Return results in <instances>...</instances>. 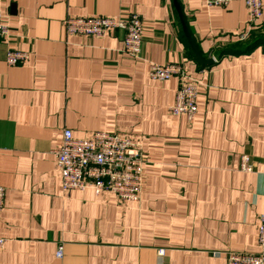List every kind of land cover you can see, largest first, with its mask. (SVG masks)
<instances>
[{
  "label": "crops",
  "instance_id": "crops-1",
  "mask_svg": "<svg viewBox=\"0 0 264 264\" xmlns=\"http://www.w3.org/2000/svg\"><path fill=\"white\" fill-rule=\"evenodd\" d=\"M262 1L251 23L245 0H0L9 27L0 37V264H228V251H258ZM175 2L211 64L194 54ZM133 12L142 23L136 60L120 30L98 38L64 26L67 17ZM8 50L28 57L10 66ZM152 63L180 64L201 82L192 120L170 113L179 79H152ZM64 129L78 139L96 131L132 139L145 159L139 198L120 203L110 192L64 191L54 154ZM244 154L251 172L239 168Z\"/></svg>",
  "mask_w": 264,
  "mask_h": 264
},
{
  "label": "built area",
  "instance_id": "built-area-1",
  "mask_svg": "<svg viewBox=\"0 0 264 264\" xmlns=\"http://www.w3.org/2000/svg\"><path fill=\"white\" fill-rule=\"evenodd\" d=\"M232 0H207L209 5L225 6ZM249 21L254 23L262 15V0H245ZM64 26L68 34H79L103 38L110 31L124 33V51L132 59H139L142 50V23L138 13H130L126 18L103 16L67 17ZM9 35V27L0 12V37ZM28 54L8 50L5 61L14 66L26 60ZM149 76L156 80H167L174 76L179 79L172 115H184L192 120L197 112V98L201 82L193 79L180 64L167 63L149 66ZM56 167L62 177L64 191L92 189L96 194L113 193L120 203L139 198L143 183L145 159L139 146L128 136L120 133L96 131L91 137L75 138L70 129H64L61 146L54 152ZM240 170L251 172L253 165L249 155L240 158ZM5 188L0 186V217L4 207ZM6 240L0 237V249ZM258 251H228V264H264V213L258 217ZM164 249L158 254L164 256ZM63 256V246L57 250V257Z\"/></svg>",
  "mask_w": 264,
  "mask_h": 264
},
{
  "label": "water",
  "instance_id": "water-1",
  "mask_svg": "<svg viewBox=\"0 0 264 264\" xmlns=\"http://www.w3.org/2000/svg\"><path fill=\"white\" fill-rule=\"evenodd\" d=\"M175 6H176V10H177V12H178V14H179V17H180V19H181L183 32H184V34H185V36H186V38H187V40H188V42H189V44H190V46H191V48H192L194 54L196 55V57L200 60V62H201L203 65L211 64V63H212V59H203V58L201 57V55L199 54V52H198V50H197V48H196V46H195V43H194L193 39L191 38V36H190V34H189V32H188V29H187V26H186L185 20H184V18H183V13H182V11H181V8H180V6L178 5L177 2H175Z\"/></svg>",
  "mask_w": 264,
  "mask_h": 264
},
{
  "label": "trees",
  "instance_id": "trees-1",
  "mask_svg": "<svg viewBox=\"0 0 264 264\" xmlns=\"http://www.w3.org/2000/svg\"><path fill=\"white\" fill-rule=\"evenodd\" d=\"M257 41H258L257 39L252 40L251 45H253V44L256 43Z\"/></svg>",
  "mask_w": 264,
  "mask_h": 264
}]
</instances>
